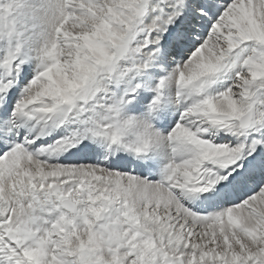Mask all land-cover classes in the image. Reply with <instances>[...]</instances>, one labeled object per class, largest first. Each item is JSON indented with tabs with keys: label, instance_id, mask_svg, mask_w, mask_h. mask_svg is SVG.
I'll use <instances>...</instances> for the list:
<instances>
[{
	"label": "snow or ice",
	"instance_id": "1",
	"mask_svg": "<svg viewBox=\"0 0 264 264\" xmlns=\"http://www.w3.org/2000/svg\"><path fill=\"white\" fill-rule=\"evenodd\" d=\"M0 264H264V0H0Z\"/></svg>",
	"mask_w": 264,
	"mask_h": 264
}]
</instances>
